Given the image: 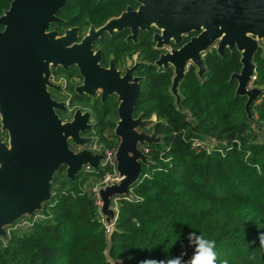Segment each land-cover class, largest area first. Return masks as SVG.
<instances>
[{
  "label": "trees",
  "instance_id": "trees-1",
  "mask_svg": "<svg viewBox=\"0 0 264 264\" xmlns=\"http://www.w3.org/2000/svg\"><path fill=\"white\" fill-rule=\"evenodd\" d=\"M10 1L0 0V14ZM128 1L68 0L58 13L64 21L52 27L101 24ZM100 45L117 57L138 50L148 62L136 71L144 80L135 112L155 116L144 128L162 136L146 148L152 163L142 166L130 195L112 201L117 219L110 247L99 200L86 187L91 179L98 182L107 167L83 170L73 181L61 168L51 182L52 198L39 211L42 218L27 229L11 228L6 242L0 238V264H140L182 253L187 261L193 253L188 236L194 231L215 241L217 264H264L259 241L264 232V91L250 106L253 125L244 111L246 97L235 96L236 81L229 80L241 68L239 52H207L203 80L190 67L179 84L178 108L169 92L172 69L152 64L158 51L149 33H142L137 44L118 35L104 36ZM254 61V85L264 87L262 49ZM92 110L98 143L115 148L116 102L97 100ZM196 141L208 149L195 146Z\"/></svg>",
  "mask_w": 264,
  "mask_h": 264
},
{
  "label": "water",
  "instance_id": "water-1",
  "mask_svg": "<svg viewBox=\"0 0 264 264\" xmlns=\"http://www.w3.org/2000/svg\"><path fill=\"white\" fill-rule=\"evenodd\" d=\"M135 1L139 3L136 9L127 6L104 26H90L79 42L77 27L66 28L62 34L49 29L60 21L58 13L68 0H11L0 14V130L7 133V140L0 138V238L5 242L17 221L42 210L52 198L55 173L64 168L65 177L73 181L84 167L97 169L104 159L103 150L93 152L87 147L93 136L81 135L92 126L87 111L77 109L66 121L57 114L66 107L48 91L54 86L51 67L75 65L83 78L78 92L94 96L101 90L102 99L117 95L118 118L113 129L118 139L114 150L117 175L96 190L109 247L117 219L112 201L130 195L142 166L152 163L145 149L161 142L162 136L144 129L149 120L142 114L134 117L141 78L133 77L131 69L120 76L113 66L105 69L99 65L100 50L94 52L92 45L104 31L129 28V38H136L139 30L154 25L159 31L153 36L156 48L169 45L171 39L178 44L182 35L198 32L156 61L158 66L174 68L171 91L178 107L176 88L186 64L192 62L202 76L201 54L215 42L219 55L236 49L241 68L229 80L236 81L234 95L246 97L244 111L255 124L250 106L264 91L253 82L254 55L262 49L264 56V0Z\"/></svg>",
  "mask_w": 264,
  "mask_h": 264
},
{
  "label": "flooded vegetation",
  "instance_id": "flooded-vegetation-1",
  "mask_svg": "<svg viewBox=\"0 0 264 264\" xmlns=\"http://www.w3.org/2000/svg\"><path fill=\"white\" fill-rule=\"evenodd\" d=\"M96 1H98V0H96ZM127 6H132L133 8L136 9L139 6V3L136 2L135 0H129L126 3L125 7L117 15L109 16L101 24L95 25L93 23H88L85 27H80L79 25H71V26H66L63 28H58L56 26L52 27V25H56V24L59 25L64 21L58 15L60 18V21L51 24L49 29H55L59 32V34H62L66 28L77 27L78 28V42H79V41H81L83 36L87 34L90 26H93L95 29H97L101 26H104L109 21V19H111L113 17H118L126 9ZM144 32L150 34V39L152 42V48L154 50L158 51V56L156 57V59H154L152 61V64L158 69H163V70L167 69V68L172 69V76H171L170 85H169V92L174 97V101H175L176 97H175V95H173V93L171 91V83H172V77L174 76V68L170 64H168L166 66H158L156 64V61L159 59L161 54L169 52L173 48L177 49V48L181 47L184 43L188 42L192 36L197 35L198 32H189V33L182 35V41L178 44L175 43V41L173 39H171V43L169 45H164L161 48H156V41L153 40V36H154V34L158 33L159 31L156 29V27L154 25L151 26L149 30H139L136 38H129V36L131 35V31L129 28H123L121 30H117L116 28H113L111 33L107 32V31L102 32L100 37L96 41L93 42L92 49L94 52L97 50H100L101 56L99 59V65L102 68L109 69L111 66H113L116 69V71L119 72L120 76H123L126 73L127 69H131V74L133 77H140L141 78V80H140V85H141V82L144 80V77L141 75H138L136 73V71L139 67H141L144 64H147L148 62L141 58L140 52L138 50H136V51H133L129 54H125V55H122L120 57H117L113 53L108 54V52H105L103 49L105 47L101 46L100 42L102 41L104 36L108 39L109 38L111 39L114 36L122 35V38L124 41L132 43V44H137L140 40V35ZM216 48H217V42H215L212 46H210L206 52L201 54L203 59H204V65H205V56H206L207 52H209L210 50H214L217 53ZM190 67H193L197 77L200 80H203L204 74L206 72V65H205V71L203 72L202 76H198L197 66H195L192 62H188L186 64L185 74L190 69ZM74 70H76V71L74 73H71ZM50 73H51L50 80L54 84L53 87L48 88L50 96L52 99H54L58 102H63V104L66 107V109L64 111L57 110L56 111L57 114L64 121H66L72 117L73 113L77 109H80L82 112L87 111L89 113L90 117H89L88 123H91L92 126L88 130H86L85 132H83V133L81 132V135H86L89 137L93 136V138H94L93 141L89 142V144L87 146L89 149V146H91V144H93L94 142H98L96 139L97 138L96 132L94 130L95 119H94L93 110H92V106H93L94 102L98 100V101H100V103H104L106 100H108L110 98L114 99V101L116 102V119H115V121H116L118 118L117 106L119 104V102L117 100V95L115 93H112V94L107 95L104 99H102L101 90L96 91L94 96L89 95V94L84 93V92H78L76 90V88L82 84L83 78L80 75L79 69L75 65H73L67 69L62 68L61 66L51 67ZM185 74H184V76H185ZM184 76H183V78H184ZM182 79L177 84V88H176V91L179 94V105H180L179 84L181 83ZM76 103H80V104L85 103L89 106H87L85 108L73 107V106H75ZM178 108H181V106H179ZM139 114H142V113H136L135 107H134V117L138 116ZM145 119H147V118H145ZM148 120L149 121L155 120V116H153L152 119H148ZM114 126H115V124H114ZM0 138H1V140H7V133L2 132L0 130ZM71 146L74 147L72 144H71Z\"/></svg>",
  "mask_w": 264,
  "mask_h": 264
},
{
  "label": "clouds",
  "instance_id": "clouds-1",
  "mask_svg": "<svg viewBox=\"0 0 264 264\" xmlns=\"http://www.w3.org/2000/svg\"><path fill=\"white\" fill-rule=\"evenodd\" d=\"M188 240L193 248V253L187 261L184 260L185 253H182L180 256L169 257L165 260L147 258L140 264H217L214 240L206 239L195 231L189 234ZM259 241L261 247H264V232L260 233ZM224 264H227V261Z\"/></svg>",
  "mask_w": 264,
  "mask_h": 264
},
{
  "label": "built area",
  "instance_id": "built-area-1",
  "mask_svg": "<svg viewBox=\"0 0 264 264\" xmlns=\"http://www.w3.org/2000/svg\"><path fill=\"white\" fill-rule=\"evenodd\" d=\"M194 145L198 146V147H201L202 149H205V150L208 149V144L202 143L200 141L194 142ZM89 149L91 151H93V152H100L101 150H103L104 151V159L102 160L100 166L107 167V171L103 174L101 179L96 183V185L94 187L93 191L96 194V190H97V187L99 185L110 183V181L112 179H114L116 177V175H117L116 162H115V159H114V150H115V148H108V147L104 146L102 143L94 142L93 144H91V146H89ZM146 152H147V150H146ZM90 169H92V168L89 167V166L84 167V170H90ZM99 204H100V202H99ZM42 216L43 215L39 211L35 212L31 217H25V218H22L21 220L17 221L13 225L12 228L16 229V230L27 229L30 226H32L36 221L41 219ZM8 232H9V230H8Z\"/></svg>",
  "mask_w": 264,
  "mask_h": 264
},
{
  "label": "rangeland",
  "instance_id": "rangeland-1",
  "mask_svg": "<svg viewBox=\"0 0 264 264\" xmlns=\"http://www.w3.org/2000/svg\"><path fill=\"white\" fill-rule=\"evenodd\" d=\"M87 106H89V105H87V104H85V103H81V104H80V103H76L75 106H73V107L85 108V107H87ZM96 183H97V182H95L93 179H91V180L86 184V187H87V188H90V189H92V190H94V187H95Z\"/></svg>",
  "mask_w": 264,
  "mask_h": 264
}]
</instances>
